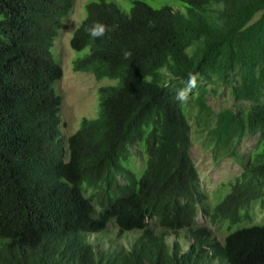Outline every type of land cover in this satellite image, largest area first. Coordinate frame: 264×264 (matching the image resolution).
<instances>
[{"label": "trees", "instance_id": "1", "mask_svg": "<svg viewBox=\"0 0 264 264\" xmlns=\"http://www.w3.org/2000/svg\"><path fill=\"white\" fill-rule=\"evenodd\" d=\"M183 2L184 12L86 4L70 46L90 50L73 69L118 81L99 88L98 116L65 138L52 88L62 69L49 47L72 0H0V264H264V224L226 225L222 241L195 224L199 211L234 224L263 196L264 144L209 209L179 95L197 89L190 104L220 158L264 135V0ZM208 83L249 108L213 111ZM136 142L139 171L129 166ZM109 225L117 234L105 249L90 236Z\"/></svg>", "mask_w": 264, "mask_h": 264}, {"label": "rangeland", "instance_id": "2", "mask_svg": "<svg viewBox=\"0 0 264 264\" xmlns=\"http://www.w3.org/2000/svg\"><path fill=\"white\" fill-rule=\"evenodd\" d=\"M95 0H76L69 15L64 17L63 27L58 32L54 39V45L51 46L50 53L55 62L59 63L62 68V77L54 85L55 93L61 96V117L63 125L61 133L63 136H68L75 132L83 117L95 118L98 116V89L101 86L115 85L117 79L102 77L96 80L92 74L87 72H77L72 69L73 62L84 57L90 50L87 46L82 50H73L69 45L70 37L74 30L79 26L84 19L86 3ZM116 3L119 8L128 13L133 6L135 0H107ZM152 8L170 7L175 11L184 12L185 5L183 0H143ZM190 52V49L187 50ZM164 71V68H162ZM209 89L206 96V103L213 111H218L221 108L231 107L234 110H244L249 108V102H234L230 89L224 85L207 84ZM212 89H215L212 91ZM181 91L185 94L189 93L188 87H184ZM182 95L181 108L187 116L190 124V138L192 145L189 149V155L194 162L200 179V188L206 195L205 203L208 207L217 204L221 198L229 191V183L243 170V165L235 160L234 157H223L220 159L218 154L214 153V143L208 132L203 128L202 120L197 118V107L190 104V96ZM192 97L197 96V89L192 88ZM210 124L214 125L213 116L210 117ZM258 136H252L244 140L240 147L239 153L243 156V162L247 160L250 151L256 149V141ZM262 148V144H260ZM144 150V148H143ZM140 143H133L130 146V166L132 169L139 171L144 162V153ZM142 170V169H141ZM140 173V172H139ZM246 208L239 210L240 219L232 224L230 221H224L221 224H213L207 220L199 211L195 219V223L205 225L210 229L211 234L218 240L222 241L226 235L225 226L229 225L228 232L234 231L240 227L249 226L252 224H264V196L260 199L252 201L247 208L250 218H243ZM251 219L252 223H249ZM117 229L110 226L107 233L104 234L105 246L109 244L108 238H115ZM131 239L132 234H127ZM121 244H127L125 238L119 239Z\"/></svg>", "mask_w": 264, "mask_h": 264}, {"label": "clouds", "instance_id": "3", "mask_svg": "<svg viewBox=\"0 0 264 264\" xmlns=\"http://www.w3.org/2000/svg\"><path fill=\"white\" fill-rule=\"evenodd\" d=\"M75 1L76 0H72V5H71V8H70V10L68 11V13L66 14V15H64L63 17H60L59 18V20H58V25H57V28H56V30H55V34H54V36H53V40H52V43H51V46H53L54 45V39H55V37L57 36V34H58V32L60 33V29L63 27V25H64V23H62V21L64 20L63 18L64 17H67L68 15H69V13H70V11L72 10V7L75 5ZM95 1H98V0H95ZM95 1H90V2H95ZM90 2H88V3H90ZM105 2L106 3H114V2H111V1H107V0H105ZM135 2V1H134ZM134 2H133V5H134ZM88 3H86V4H88ZM145 3V2H144ZM114 4H116V3H114ZM146 4V3H145ZM117 5V4H116ZM86 6V5H85ZM118 6V5H117ZM149 6V5H148ZM119 7V6H118ZM133 7V6H132ZM132 7H131V9H132ZM152 8V7H151ZM130 9V10H131ZM85 12H86V10H85ZM130 12V11H129ZM128 12V13H129ZM85 18V17H84ZM83 21V20H82ZM81 21V22H82ZM80 25V24H79ZM75 31V30H74ZM74 33V32H73ZM59 35V34H58ZM73 35V34H72ZM58 37V36H57ZM72 37V36H71ZM71 37H70V39H71ZM56 40V39H55ZM54 41V42H53ZM69 45H70V40H69ZM51 46L49 47V51H50V49H51ZM71 47V46H70ZM87 47V46H86ZM90 47V46H89ZM73 49V48H72ZM84 49V48H83ZM74 50V49H73ZM82 50V49H81ZM50 55H51V53H50ZM131 54L130 53H128V52H126L125 53V58H128L129 56H130ZM51 57H52V55H51ZM53 59V58H52ZM54 61V60H53ZM57 63V62H56ZM57 64H59V63H57ZM60 65V64H59ZM62 69V68H61ZM72 69H73V66H72ZM74 70V69H73ZM75 71V70H74ZM77 72H82V71H77ZM87 73H90V74H92V76L95 78V76L93 75V73H91V72H87ZM62 77V76H61ZM108 78V77H107ZM61 79V78H60ZM59 79V80H60ZM96 79V78H95ZM96 80H98V79H96ZM58 81V80H57ZM57 81H55L54 83H53V85L57 82ZM53 85H52V88H53ZM99 90V89H98ZM53 91H54V89H53ZM54 93H55V91H54ZM180 93H183V91H181ZM190 93V95L188 94V93H186L188 96H191L192 97V91H190L189 92ZM57 94V93H56ZM184 94V93H183ZM57 95H59V94H57ZM180 95V94H179ZM60 96V95H59ZM193 98V97H192ZM98 102H99V98H98ZM242 102H244V101H242ZM248 102V101H247ZM181 103H182V98H181ZM61 96H60V104H59V116H60V118H61V121H62V123H63V120H62V117H61ZM233 109V108H232ZM234 110V109H233ZM245 110V109H244ZM234 111H239V110H234ZM83 118H86V117H83ZM89 119H91V118H89ZM82 120V119H81ZM80 120V121H81ZM63 125V124H62ZM61 125V126H62ZM60 132H61V127H60ZM74 133V132H73ZM62 134V133H61ZM71 135V134H70ZM69 136V135H68ZM68 136H64L65 138L66 137H68ZM252 136H258V138H257V141H256V145H255V147H256V149L255 150H253V151H250L249 152V154H248V157H247V160L246 161H244L243 162V156L239 153V147H240V145H241V143L244 141V140H246V139H248V138H250V137H252ZM191 139V138H190ZM260 144H262V146H263V144H264V135L262 134V133H259V132H256V133H254L253 135H249V136H246L245 138H243L240 142H239V144H238V146H237V153L234 155V156H232V157H234L235 158V160L236 161H238L240 164H242L243 165V169H244V164L246 163V162H248V161H250V160H253L254 159V155L256 154V153H258V152H260V151H262V148H261V146H260ZM142 145V144H141ZM143 145H142V150H143ZM143 153H144V160L146 159V152H145V149L143 150ZM228 157H231V156H228ZM223 158V157H222ZM225 158H227V157H225ZM221 159V158H220ZM131 159H130V151H129V161H130ZM131 162V161H130ZM130 166V165H129ZM131 167V166H130ZM134 170V169H133ZM242 172V171H241ZM240 172V173H241ZM239 173V174H240ZM238 174V175H239ZM237 176V175H236ZM235 176V177H236ZM234 177V178H235ZM234 182V179L229 183V190H230V187H231V183H233ZM199 189H200V191L202 192V190H201V188H200V179H199ZM229 192V191H228ZM227 192V193H228ZM202 194L204 195V205L205 206H207L206 205V203H205V200H206V195H205V193L204 192H202ZM263 196H264V194H263ZM262 196V197H263ZM261 197V198H262ZM258 199H260V198H258ZM256 201H257V199H255ZM255 200H252V201H254L255 202ZM251 201V202H252ZM250 202V203H251ZM216 205V204H215ZM214 205V206H215ZM213 205H211L210 207H208L209 209H212L213 207H214ZM250 206V204L248 205V207ZM248 207H244V208H246V210H247V208ZM243 207H240L239 209H238V211L240 210V209H242ZM97 209H98V207H97ZM246 210H245V212H246ZM201 212V211H200ZM244 212V213H245ZM199 213V212H198ZM238 214H239V212H238ZM249 214V217L248 218H250V216H251V214L250 213H248ZM197 216H198V214H197ZM196 216V217H197ZM196 217H195V219H196ZM247 218V219H248ZM208 220V219H207ZM249 223H252L251 222V219L249 220ZM196 224V223H195ZM197 225H199V224H197ZM255 225H263V224H252V225H249V226H255ZM110 226H112V225H109V227ZM203 226H205V225H203ZM109 227H108V230H109ZM206 227V226H205ZM244 227H247V226H244ZM207 228V227H206ZM241 228V227H240ZM208 229V228H207ZM210 230V229H209ZM105 233H107V230H106V232ZM227 234V233H226ZM94 236H97V238H98V241L96 242V243H100L101 241H103V243H102V247L103 248H107V247H109L110 246V242H109V240L107 239V241L109 242V244L107 245V246H105V238H104V236H101V235H99V234H94V235H91L90 237H94Z\"/></svg>", "mask_w": 264, "mask_h": 264}, {"label": "bare ground", "instance_id": "4", "mask_svg": "<svg viewBox=\"0 0 264 264\" xmlns=\"http://www.w3.org/2000/svg\"><path fill=\"white\" fill-rule=\"evenodd\" d=\"M101 87H103V86H101Z\"/></svg>", "mask_w": 264, "mask_h": 264}]
</instances>
